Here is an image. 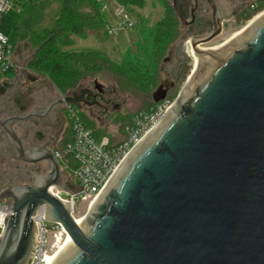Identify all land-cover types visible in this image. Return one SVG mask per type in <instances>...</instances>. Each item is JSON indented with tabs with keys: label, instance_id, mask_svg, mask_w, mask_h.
Instances as JSON below:
<instances>
[{
	"label": "water",
	"instance_id": "95a60500",
	"mask_svg": "<svg viewBox=\"0 0 264 264\" xmlns=\"http://www.w3.org/2000/svg\"><path fill=\"white\" fill-rule=\"evenodd\" d=\"M220 30L216 16L212 36L190 40L201 57L197 68L81 226L50 191H65L53 153L23 152L0 121V135L20 160L49 163L32 185L0 191V203L7 200L13 213L0 237V264H31L40 209L71 237L47 264H264V16L219 48L199 49ZM167 96L160 86L153 102Z\"/></svg>",
	"mask_w": 264,
	"mask_h": 264
},
{
	"label": "trees",
	"instance_id": "16d2710c",
	"mask_svg": "<svg viewBox=\"0 0 264 264\" xmlns=\"http://www.w3.org/2000/svg\"><path fill=\"white\" fill-rule=\"evenodd\" d=\"M115 1L126 8L145 7V0ZM48 2L31 5L27 0H18L21 11H11L0 21V31L14 46L25 41L34 49L27 63L30 72L48 78L61 94H68L87 80L107 73L125 91L148 95L154 90L160 80L161 60L179 40V22L167 3L162 2L166 10L163 19L151 27L142 28L138 44L129 48L123 62L117 64L100 52L70 50L75 45L74 37L87 38L106 30V16L99 4L94 0H56L59 4L58 15L50 27L44 24L50 8ZM263 11L264 1H258L250 20ZM156 105L153 103L152 107ZM79 115L85 125L92 129L86 118ZM134 117L128 119L123 127L125 137V129L133 125ZM92 130L97 138L103 137L100 132ZM69 138L68 132L63 143Z\"/></svg>",
	"mask_w": 264,
	"mask_h": 264
},
{
	"label": "flooded vegetation",
	"instance_id": "af4514ba",
	"mask_svg": "<svg viewBox=\"0 0 264 264\" xmlns=\"http://www.w3.org/2000/svg\"><path fill=\"white\" fill-rule=\"evenodd\" d=\"M213 1L217 6L216 14L208 0H168V7L179 22V40L181 39V43L186 42L187 51L191 39L212 36L216 30V16L219 18L221 30L208 43L201 44V47L219 40L229 25L248 23L258 2ZM172 56L173 47L169 49L165 65L172 62ZM174 70L177 72V67ZM161 71H164V67ZM39 81L25 66L20 72L13 70L0 79V121L5 122L3 128L7 133L11 131L14 134L23 152L44 148L54 153L55 149L60 148L68 133L67 111L70 106L83 116V113H88L96 121H104L118 113V106L114 105V91L106 90L97 81L92 84L87 80L68 94H61L49 84ZM160 86L169 92L176 83L164 81ZM68 97L78 100L79 103H62ZM52 107L53 111H50ZM5 135H0V191L8 187L32 185L37 177L49 172V163L46 161L27 163L20 160L14 143Z\"/></svg>",
	"mask_w": 264,
	"mask_h": 264
},
{
	"label": "built area",
	"instance_id": "2783aa9c",
	"mask_svg": "<svg viewBox=\"0 0 264 264\" xmlns=\"http://www.w3.org/2000/svg\"><path fill=\"white\" fill-rule=\"evenodd\" d=\"M18 0H0V21L11 11H21ZM101 6L102 13L106 16V32L109 36L117 34V30L108 24L107 16L111 5L116 6L115 16L118 26L125 29H134L139 21L134 14L115 0H94ZM24 65L19 61L17 50L10 39L0 31V77H5L11 71L20 72ZM174 104V103H173ZM165 100L150 111L142 112L133 119V125L125 129L124 140L116 141L110 137L97 138L92 129L82 121L79 112L72 106L67 111V124L70 134L69 140L60 148L54 150V157L59 162L62 171V186L65 191L51 188L52 194L61 201L71 206V214L80 205H90L100 196L114 174L141 140L163 119L173 106ZM70 172L72 175H70ZM13 215L8 201L0 203V237L6 227L8 218ZM75 218V217H74ZM38 232V247L31 264H45V259L50 254L48 235L51 224L44 218L43 209L33 217Z\"/></svg>",
	"mask_w": 264,
	"mask_h": 264
},
{
	"label": "rangeland",
	"instance_id": "374dc122",
	"mask_svg": "<svg viewBox=\"0 0 264 264\" xmlns=\"http://www.w3.org/2000/svg\"><path fill=\"white\" fill-rule=\"evenodd\" d=\"M44 1L47 0H27V2L31 5L39 4ZM48 1V3L50 4V8L46 12L47 17L44 20V24L47 26L51 25L50 27H52V21L58 15L59 4L56 2V0ZM162 2L168 4V0H145V7L143 9L127 7V10L134 14L139 21V25L134 29H125L118 26V18L115 16L116 6L112 4L111 11L107 16V19L108 24L112 26L113 29L117 30V34L109 36L105 30L99 35L93 34L87 38L74 37L75 45L70 50L100 52L103 55L108 56L113 62L117 64L122 63L127 50L129 48H134L140 41V30L142 28L151 27L155 23L163 19L165 11H163L164 7L162 5ZM263 14L264 11L255 16L248 23L242 25H229L225 30L223 36L219 40L208 45H203L201 48H219L220 46L229 42L243 29H245V27H247L254 19H257ZM184 44H186V42L181 43L180 39L171 46L173 47L172 62L166 65L164 61L168 57L169 50L165 53L164 57L161 60V68L164 67V71H161L160 80L157 86L148 95L131 93L129 91L121 89L117 85L113 76L109 73L101 74L95 78L89 79L92 84L94 81H97L99 84L103 85L106 90L108 89L114 91V105L118 106V113L105 119L104 121H96L94 119H91L88 113H83L89 126H91L92 129L100 132V134H102L103 136L113 138V140L116 141L124 140L125 134L122 130L125 124L129 121L128 119L153 108L152 106L154 102L152 96L164 81H175L176 86L168 92V96L166 98V100H168L170 103H175V101L180 96L185 84L195 70L197 64V61L192 58L190 51H187L186 49L184 51ZM15 48L17 50L19 61L25 67H27L28 61L34 54V49L30 44H28V42L25 41L18 42ZM189 48H191L190 44ZM176 67L177 72H175L174 70V68ZM31 74L35 77H38L40 79V83L49 84L54 90V86L48 78L38 73L31 72ZM66 126L68 127V124ZM70 175H72L71 172ZM89 209L90 208L86 203L80 205L79 208L75 211L74 217L77 219L86 217ZM66 235L67 234L64 233L61 227L50 225V233L47 237L50 243V253L54 251L53 246H55V244L59 242L63 243L67 239Z\"/></svg>",
	"mask_w": 264,
	"mask_h": 264
},
{
	"label": "bare ground",
	"instance_id": "6f19581e",
	"mask_svg": "<svg viewBox=\"0 0 264 264\" xmlns=\"http://www.w3.org/2000/svg\"><path fill=\"white\" fill-rule=\"evenodd\" d=\"M262 16H264V14L263 15H261L260 17H258L257 19H255V21H258ZM241 33H243V31H241L237 36H239ZM236 36V37H237ZM236 37H234V38H236ZM233 38V39H234ZM232 40V39H231ZM230 40V41H231ZM190 44V43H189ZM199 49H201V50H203V51H211V50H214V49H203V48H201V46L199 47ZM189 51H190V54H191V56H192V58H194L196 61H197V64H196V67H195V69L197 68V66H198V64H199V62H200V60H201V57H199L196 53H194L192 50H191V48H189ZM96 201V200H95ZM94 201V202H95ZM94 202L90 205V208L93 206V204H94ZM87 217V216H86ZM86 217H84V218H80V219H77V218H75V220H76V222H77V224L79 225V226H81V224L83 223V221L85 220V218ZM64 233L65 234H67L66 233V231L64 230ZM67 236V239L63 242V243H57V244H55V246H53L54 247V251H52V253H50V254H48V256L46 257V259H45V264H47V262L54 256V254L63 246V244L64 243H66L67 241H69L70 239H71V237L67 234L66 235ZM60 241V240H59Z\"/></svg>",
	"mask_w": 264,
	"mask_h": 264
},
{
	"label": "crops",
	"instance_id": "0c3cea01",
	"mask_svg": "<svg viewBox=\"0 0 264 264\" xmlns=\"http://www.w3.org/2000/svg\"><path fill=\"white\" fill-rule=\"evenodd\" d=\"M52 85H53V84H52ZM54 89H56V88L54 87ZM68 132H69V131H68ZM67 134H68V133H67ZM67 134L64 136L65 139H66ZM65 139H64V140H65Z\"/></svg>",
	"mask_w": 264,
	"mask_h": 264
}]
</instances>
